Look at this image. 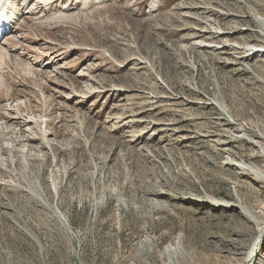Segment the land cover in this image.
<instances>
[{"label": "rangeland", "instance_id": "rangeland-1", "mask_svg": "<svg viewBox=\"0 0 264 264\" xmlns=\"http://www.w3.org/2000/svg\"><path fill=\"white\" fill-rule=\"evenodd\" d=\"M9 1L0 264H167L170 238L180 264H240L242 211L264 218L240 167L264 171V0Z\"/></svg>", "mask_w": 264, "mask_h": 264}, {"label": "bare ground", "instance_id": "bare-ground-1", "mask_svg": "<svg viewBox=\"0 0 264 264\" xmlns=\"http://www.w3.org/2000/svg\"><path fill=\"white\" fill-rule=\"evenodd\" d=\"M9 2H10L9 0H2V2L0 3V6L2 3L4 5V4H8ZM4 8H6V11L8 10V7L4 6ZM6 19H8L7 12H6ZM8 26L9 25H8L7 20L2 21L0 23V30L5 31ZM2 34H4V33H0V36ZM245 50L248 53H253V50L249 47L245 48ZM228 164L234 165V166L236 165L235 160L229 161ZM240 167L243 170L250 171V173L255 177L254 180L264 183V171H262L259 168H255V167H253V168H248V167H244V166H240ZM242 215L244 217V221H243V224L240 223V227L244 225L245 228L248 229L249 232L251 233L250 239H247L249 243L248 244H242L240 241H238L236 239L232 240L230 242L232 245H238L240 248H243V250L240 253H238V254L243 255V259H242L240 264H264V256H261L258 253L259 248H262L260 241H261V237H262V224L264 222V218L259 219L256 217V215L252 211L245 210V209L242 211ZM177 239H179V238H177ZM179 242H180V239L177 241V240H173V238H170L169 244L166 247L167 250L170 252V253L168 252L169 254L166 256L167 264H180L181 263V262L179 263V261L177 259L179 255L176 252V250H178L177 243H179ZM145 243L148 245L149 242H145ZM171 243L173 244V246H171Z\"/></svg>", "mask_w": 264, "mask_h": 264}]
</instances>
